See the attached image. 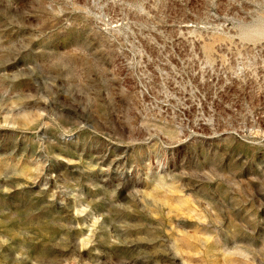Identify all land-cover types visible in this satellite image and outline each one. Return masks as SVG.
Masks as SVG:
<instances>
[{"label": "rangeland", "instance_id": "1", "mask_svg": "<svg viewBox=\"0 0 264 264\" xmlns=\"http://www.w3.org/2000/svg\"><path fill=\"white\" fill-rule=\"evenodd\" d=\"M0 264H264V0H0Z\"/></svg>", "mask_w": 264, "mask_h": 264}]
</instances>
